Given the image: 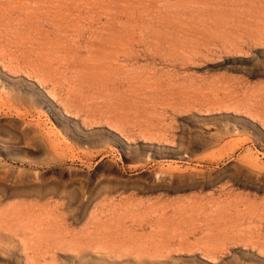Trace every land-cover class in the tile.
<instances>
[{"label":"rangeland","instance_id":"1","mask_svg":"<svg viewBox=\"0 0 264 264\" xmlns=\"http://www.w3.org/2000/svg\"><path fill=\"white\" fill-rule=\"evenodd\" d=\"M19 204L0 264H264V0H0Z\"/></svg>","mask_w":264,"mask_h":264},{"label":"bare ground","instance_id":"2","mask_svg":"<svg viewBox=\"0 0 264 264\" xmlns=\"http://www.w3.org/2000/svg\"><path fill=\"white\" fill-rule=\"evenodd\" d=\"M12 70V69H11ZM24 203V202H22ZM31 206L30 205H22L19 204L18 206L14 207H7L4 210H0V218H6L8 220H13V219H23L27 220L31 218L32 216L39 217L40 214H34L33 211L30 210ZM2 222V221H1ZM7 238V235H3V233L0 232V239Z\"/></svg>","mask_w":264,"mask_h":264}]
</instances>
